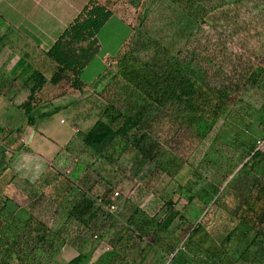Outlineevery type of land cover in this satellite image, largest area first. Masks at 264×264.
Segmentation results:
<instances>
[{"label":"trees","instance_id":"16d2710c","mask_svg":"<svg viewBox=\"0 0 264 264\" xmlns=\"http://www.w3.org/2000/svg\"><path fill=\"white\" fill-rule=\"evenodd\" d=\"M168 1L181 14L180 23L188 25L179 29L186 38L184 46L175 52L144 36V31L133 34L130 50L118 57L119 70L98 82L105 86L98 93L95 123L78 137L93 163H79L70 174L51 166L55 194L39 195L35 202L27 197L18 206L26 218V229L30 227L36 236L31 241H0V264H37L31 262L30 255L53 258L65 246L81 248L68 264H90L96 247L87 253L83 248L92 238L110 249L95 264H112L118 258L127 262L131 258L128 252L138 249L147 235L152 236L148 251H163L165 264H235L250 257L254 263L264 264V150L259 149L258 140L235 134L238 146L232 148L242 156V166L235 173L210 156L226 121L233 118L239 125L245 119L235 117L234 111L243 104L252 107L245 100L248 91L256 88L264 93L262 58L248 49L234 51L235 60L225 58L226 62H219L216 54L217 48L222 50L226 42H235L240 32L249 31L248 24L253 21L250 17L248 22H240L231 8L248 2L254 4L252 9L264 10V0ZM110 17L105 7H87L47 53L52 65L33 72L26 83L29 96L18 108L23 127L12 126L16 116L0 126V173L13 169L6 154L15 150L23 128L61 110L39 111L42 105L53 106L68 94L61 91V85L70 82V89L80 93L86 89L82 75L100 51L98 34ZM255 108L246 114L256 116L264 127V101ZM191 157L196 181L191 189L178 184L177 190L165 191L160 217L159 213L148 217L130 197L115 198L118 184L103 173L104 166L110 165L117 174L148 189L157 175L173 177ZM185 193L189 194L187 205L199 201L209 211L201 221L192 223L185 238L169 243L166 238L172 236L174 224L179 221L181 228L187 223L179 209ZM230 194L238 202L235 208L227 205ZM11 202L14 197L5 194L0 198V203ZM115 203L120 207L112 213L109 207ZM25 204H31L30 208ZM5 206L0 207V213L10 212ZM217 226L226 227L220 244L215 241ZM160 233L167 236L163 239ZM199 237L203 239L197 240ZM236 239H243L247 246L239 257L229 258L227 246ZM179 240L183 241L180 248L176 246ZM189 248L192 259L187 255Z\"/></svg>","mask_w":264,"mask_h":264},{"label":"crops","instance_id":"0c3cea01","mask_svg":"<svg viewBox=\"0 0 264 264\" xmlns=\"http://www.w3.org/2000/svg\"><path fill=\"white\" fill-rule=\"evenodd\" d=\"M130 2L133 0H0V126H6L8 119L16 116L17 120L12 126L23 127V119L18 118V108L29 96L26 83L32 80L35 70L45 71L46 67L52 65L47 53L87 7L93 4L105 7L111 13V17L98 34L100 49L106 50L108 48L101 41L100 34L103 29L109 28L115 36L118 24L130 26L118 12ZM130 41V36L126 34L118 46L121 51L113 56V62L127 50ZM109 54V51L106 52V55ZM107 59L109 58L104 59V63ZM71 92L55 101L52 110H49L50 104H44L39 111L52 112L60 108L57 115L63 112L80 115V111L86 110L83 118L85 121H93L94 112L98 111V108L91 107L88 111L85 108L90 104V93L80 97V92ZM65 107L69 108L65 110ZM79 118L70 117V123L61 120L57 126L52 125L48 118L39 119L35 126L23 128L22 138L13 146L15 150L6 154V161L12 160L13 169L0 173V194L4 193L0 198H4V191L9 188L14 189L17 196L14 202L0 203L1 208L6 205L5 208L10 211L0 213V241H31L36 236V232L29 231L30 227L26 229V218L18 210V206L21 207L24 203L19 199L27 200L29 197L35 202L39 195L50 196L47 190L56 187L51 180V166L56 167L55 163L64 161L63 158L69 154L67 148L74 143L76 132H79L76 130L80 124ZM234 135L231 131L224 130L218 141L232 148L235 144ZM21 146L23 149L16 148ZM32 225L35 226V223ZM30 251L28 249L26 253ZM148 252L131 250L128 252L130 260L122 262V259L118 258L116 264H139L138 261L140 264H165L163 251ZM104 254L105 252H102L99 259Z\"/></svg>","mask_w":264,"mask_h":264},{"label":"rangeland","instance_id":"374dc122","mask_svg":"<svg viewBox=\"0 0 264 264\" xmlns=\"http://www.w3.org/2000/svg\"><path fill=\"white\" fill-rule=\"evenodd\" d=\"M253 7H255L254 4L244 2L236 7L231 8L233 9V11H236L235 14L238 15V20H240V22H248V19L250 17L253 18V21L250 20V23L248 24L247 29L249 31L240 32V36L235 37V42H226V46L222 50H218L219 48H217L216 54L217 57H220L219 62H226V59L235 60L234 51L236 53H240V51L248 49L253 52L254 56L262 58V63H264V10H255L252 9ZM118 12H120L119 14L130 26H127L125 23V25L118 24V31L116 32L117 34L115 36L113 35V32L109 30V28H105L102 30L100 34V39L104 43V46H106L108 49H100L98 55L93 59V61L85 69L82 75V79L87 84L88 89L82 91L80 93V97H83L88 93H90L91 95L89 97L90 104L85 107L87 111L91 109V107H98V93L103 91V87L105 86V84L102 82L100 83V85L98 84V82H100V79L105 75H112L113 73H116L119 70L118 59L114 61L115 63L112 65L111 68L107 67V65L104 63V59L109 58L111 61H113V56H116L121 51L118 49V46L122 42L123 38L126 37V34H128L130 38H134L135 32L138 33L139 30L144 31V36H149L153 40L160 41L167 47L172 48L175 52L180 50L186 42V38L181 36L182 32L179 29L181 27L184 28L188 25L180 23V21L182 20L180 18L181 14L177 10L176 6H174L168 0H133V2L127 4L126 8L123 7L119 9ZM216 43L217 42H214V45H216ZM130 45H133V40L131 41ZM130 45H128V49L126 51L130 50ZM240 45L243 47V49ZM211 49H214V46H212ZM108 51L110 52V54L106 55V52ZM61 87L63 88H60L61 91L68 93L71 92L70 82L64 83L63 85H61ZM71 93L77 94V92ZM245 100L251 102L253 108L247 104L238 106L234 111L235 117L240 115L242 119L243 117L245 119L241 120V123L239 125L235 123L233 118L228 119L223 125L219 136H221L224 130H229L233 134L239 135L241 138H252L260 141V147L264 150V128L258 124L259 122L256 119V116H247L246 114V111L249 113H253V111L256 109L255 107H260V105L264 101V93L256 88L250 89L247 93ZM53 108L54 106H50L49 110H52ZM65 110H67V108ZM84 111L85 112L80 111V115H76L74 113L72 115H69L67 112H63L59 115L54 114L53 116L48 118L50 119V123H52V125L57 126L60 124L61 120H64L65 123H70V117H80V124L78 127H76V130H79V132H76V139L74 143H72L69 148H67L69 154L63 158L64 161L57 164L55 163L56 168H58L59 170L67 169V167L69 166L71 167V169H74L79 163H93V158L91 154L85 150L78 137L82 131L87 130L93 124V122H95L98 111L94 112L93 121L92 119H90L91 121H85L83 117L87 112L86 110ZM218 140H220V137L219 139H217V141L215 140L210 149L211 158L216 161L220 166H222L225 170L235 173L242 166V156L240 152L233 148H228L227 146H224ZM161 151L163 152V150ZM191 164L192 157L189 159L188 164L184 166L180 172H173V177H170L167 174L157 175V177H155V179L152 180L149 184L150 187H148V189L143 186H139L134 180L130 178H125L123 175L117 174L115 172V168L111 167L110 165L104 166L103 170L106 169V171L103 173L107 176L108 179H111L113 183L118 184V187L116 189V192H119L120 194L118 198L130 197L136 205L140 206L143 209V211L147 214L148 217H153L157 213H159L160 217L163 215V212L160 211V209L163 206L161 199L165 191L169 193L173 190H177L178 184L185 185L187 189L192 188L193 183L196 181V177L193 174L194 169H192ZM4 192H6L5 194L10 197L15 198V196H17V193L15 194V190L12 188H9ZM47 193L49 195H54L55 189L47 190ZM188 197L189 194H183L182 202L179 206V209L183 211V215L187 218V223L181 228H179L178 226L180 223L179 221L174 224V226L172 227V236L170 235L166 238V241L169 243H171L172 241L174 242V240L179 239V237L185 238L192 228V223L201 221V219L205 217L207 211H209L208 209L205 210L204 206L199 201H196L193 205L192 203L190 205H187L189 200ZM19 200H21L23 203L26 202L25 199L22 200L20 198ZM226 201L227 205L231 208H235L238 204L237 200L234 199L232 194L228 195ZM121 205L123 206V202H121ZM186 205L187 208L184 210L183 207H186ZM30 206L31 204H26L27 208H30ZM146 218L147 217L141 218V221L145 220ZM153 229H155V227H150L151 231ZM225 234L226 227L217 226L215 233V241L220 244V241L225 237ZM166 236V233L160 235V237L163 239ZM201 239H203V237L197 238V240ZM89 241L90 245L85 246L83 248V252L87 253L90 250V247H96L93 258L90 263L95 264L100 260L99 256L102 252L106 253L110 250L109 245L105 243L100 244L99 240L96 238L89 239ZM149 241H152V236L147 235L146 241L141 242V244L137 248L139 250H144L147 252L150 248ZM182 242L183 241L179 240L176 246L180 248L181 246H183ZM246 246L247 243H245L243 239H236L227 246V255L229 256V258L233 256L239 257V255L243 252ZM160 249L165 250V245H161ZM80 252V247L65 246L62 248L60 253L56 254L53 258H50L47 255L40 256L39 254H37L35 256L30 255V260L31 262L37 264H68L69 261L76 257ZM187 255L190 259H192V248H189L187 250ZM138 263L140 264V261H138ZM112 264H116V260H113ZM235 264L259 263H254L252 258L250 257L246 261H244L243 259L238 260Z\"/></svg>","mask_w":264,"mask_h":264},{"label":"built area","instance_id":"2783aa9c","mask_svg":"<svg viewBox=\"0 0 264 264\" xmlns=\"http://www.w3.org/2000/svg\"><path fill=\"white\" fill-rule=\"evenodd\" d=\"M105 64L107 65L108 68H111L112 65L114 64V62L111 61L110 59H107V60L105 61ZM260 144H261V142L258 141V147H259V149L261 148V147H260ZM261 149H262V148H261ZM71 171H72V169H71V167L69 166V167H67V169H66L64 172H65L66 174H70ZM119 196H120L119 192H116V193H115V198H118ZM119 207H120V205L117 204V203H115V204H113V205H111V206L109 207V210H110L112 213H113V212H117V211L119 210Z\"/></svg>","mask_w":264,"mask_h":264}]
</instances>
